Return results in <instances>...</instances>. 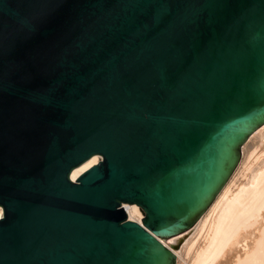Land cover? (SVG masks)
<instances>
[{"label":"water","instance_id":"water-1","mask_svg":"<svg viewBox=\"0 0 264 264\" xmlns=\"http://www.w3.org/2000/svg\"><path fill=\"white\" fill-rule=\"evenodd\" d=\"M262 124L264 0H0V264H176Z\"/></svg>","mask_w":264,"mask_h":264},{"label":"bare ground","instance_id":"bare-ground-1","mask_svg":"<svg viewBox=\"0 0 264 264\" xmlns=\"http://www.w3.org/2000/svg\"><path fill=\"white\" fill-rule=\"evenodd\" d=\"M261 130H264V124L244 143L238 166L195 225L175 237H159L175 253L177 264L188 263L173 244L179 243L187 234L194 235L197 232L202 233V239L199 242V238L194 252L191 251L194 253L193 262L189 260L191 264H264V146L260 150L259 147L256 149L258 152L252 159L250 156L247 159L249 157L246 154L251 147V139ZM100 160V156H93L76 167L71 173L72 180H76ZM246 160H249L247 164ZM242 166L246 173L243 176L241 172L244 178L241 176L242 180L236 184ZM123 208L129 214V219L142 223L144 212L138 204L124 203Z\"/></svg>","mask_w":264,"mask_h":264},{"label":"rangeland","instance_id":"rangeland-1","mask_svg":"<svg viewBox=\"0 0 264 264\" xmlns=\"http://www.w3.org/2000/svg\"><path fill=\"white\" fill-rule=\"evenodd\" d=\"M250 143H251V147H250V151L248 150L247 151V153L246 154H248V157L250 156L251 157V159H252V157H254V154H257L256 152H258V150H260L264 145V130H261L260 132H257L254 136H253V138L251 139V141H250ZM262 146V147H261ZM259 147V149L258 150H256L257 148ZM255 150H254V149ZM253 153V155H250L251 153ZM250 153V154H249ZM250 157L249 158H247V159H250ZM247 162L245 163V164H247L248 163V161L249 160H246ZM243 166H244V164H243ZM243 166L240 168V170H239V174H237L238 176H239V178H238V176H237V179L235 180L236 181V184H239V181L240 180H242V178H244L243 176H244V174L246 173V170L244 171V169H245V167H244V169H243ZM246 166V165H245ZM243 170V171H242ZM241 172H242V175H241ZM244 173V174H243ZM241 176H242V178H241ZM238 180V181H237ZM128 216H129V214H128ZM135 218H137V217H135ZM187 233V232H186ZM198 233V232H197ZM196 233V234H197ZM194 234V235H190V234H187L185 237H183L182 239H181V241L179 242V243H176V244H173L174 245V247H175V249H176V251L178 252V253H180L181 255H182V257L184 258V260H185V262H187L188 264L190 263L191 264V262H193V260L191 261V259L192 258H194V253H191V251L192 252H194V249H195V247H196V245L198 244L197 242H198V240H199V238H200V240H199V242L201 241V239H202V236H201V234L202 233H199V234ZM181 235H183V234H181ZM200 236V237H199ZM175 237V236H174ZM191 240H196V242L194 243V241H191ZM192 242L195 244H192ZM190 243V244H189ZM197 243V244H196ZM193 245V247L192 246H189V245ZM190 247V248H189ZM193 249H192V248ZM190 249V250H189ZM186 258V259H185ZM187 260V261H186ZM191 262H190V261ZM176 264H177V258H176ZM186 264V263H185ZM193 264V263H192Z\"/></svg>","mask_w":264,"mask_h":264}]
</instances>
